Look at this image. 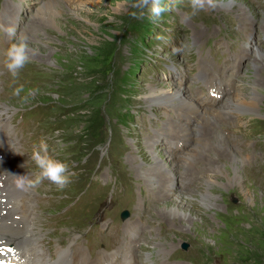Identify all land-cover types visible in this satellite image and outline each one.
<instances>
[{
  "label": "rangeland",
  "instance_id": "obj_1",
  "mask_svg": "<svg viewBox=\"0 0 264 264\" xmlns=\"http://www.w3.org/2000/svg\"><path fill=\"white\" fill-rule=\"evenodd\" d=\"M49 2L0 0V23L27 35L34 50L15 82L0 63V121L5 123L0 145L13 134L14 151L28 174L34 170L31 163L26 166L32 145L43 137L74 175L63 190L47 181L17 189L14 197L22 205L15 230L37 231L36 238L43 239L36 246L78 248L89 262L135 246L137 264H264V0H217L214 11L191 19L184 18L189 0H165L170 10L156 22L147 14L132 17L133 0H53L61 12L51 22L37 17V9ZM146 28L153 30L142 42L137 29ZM12 42L0 33V53ZM182 44L184 51L174 55L173 47ZM212 79L224 94L213 89ZM21 85L25 91L13 96ZM152 86L183 89L197 103L202 95L212 106L208 111L238 94L257 99L256 113L207 125L202 132L194 129L197 116L180 115L181 125L197 137L228 133L229 149L239 157L249 155L239 170L243 185L234 183L236 173L227 164L223 174L206 173L210 183L203 185L198 169L208 166L206 159L198 160L190 180L176 175L170 182L160 175L159 185L151 188L138 178V168L154 165L148 141L158 137L157 155L165 150L179 159L184 153L167 151L171 141L164 137L175 131L180 141L187 140L180 125L168 120L173 110L147 104ZM29 90L38 93L25 99ZM97 102L98 114L91 108ZM173 142L169 149L181 148ZM0 162L7 173L14 171L8 160ZM177 205L183 216L171 214ZM23 210L27 220L20 222Z\"/></svg>",
  "mask_w": 264,
  "mask_h": 264
},
{
  "label": "bare ground",
  "instance_id": "obj_2",
  "mask_svg": "<svg viewBox=\"0 0 264 264\" xmlns=\"http://www.w3.org/2000/svg\"><path fill=\"white\" fill-rule=\"evenodd\" d=\"M60 12H61V7L58 5V3L55 4V2H53V0H52V2L45 3L37 9V17L48 18L52 22L54 19V18L52 19V16L60 14ZM53 17H55V16H53ZM258 53L261 54V50H258ZM198 78L200 80L203 79L202 76H199ZM216 83H217L216 80L212 79L210 82V85L214 86L213 89H218L220 91V93L222 91L224 94L225 91L221 90L218 86H216L217 85ZM257 87H258V85L255 84L254 89H256ZM260 89H264V87H262ZM204 93L205 92H202V94H204ZM201 96L202 95L196 96V99L198 101H200L199 103H197V101L193 100L189 96V94H187V92H185V90H183V89H177V88L175 89V88H172L171 86L167 89H160V88L153 87V86L150 87L149 97H148L149 99L147 101V104L150 106H153V107L160 105V106H163L164 109L169 108V109L173 110V113L174 112L175 113H174V115H172V119L169 118L168 120L172 121L173 123L175 122L176 124L180 125V127L178 126L179 132H181L182 133L181 135L184 138H186L187 140L180 141L179 138L176 136L175 131L172 132L170 137H168L169 135H167L168 138H165L166 136L164 137V139H166V141H168V140L171 141L168 143V145L165 144L166 146H168L167 151L171 152V150H173L174 152H176L175 150H177V152L181 151L182 153H184L179 159L176 158L174 154H170L168 152H165V150H164V154L160 155L161 157H159L157 155L158 153H156L154 151L155 150L154 147H155V142L158 141V137H156L157 141L154 139H151V141H148V143H146L147 153H149L151 160H152L154 165L147 168L148 170L147 169L143 170L142 168H138L137 173L139 176L138 178L143 179L145 181V184L148 185L149 187L154 188V186L159 185V183L161 181V176H164L165 177L164 180H166V181L168 180L170 182H172V179H174V177L176 175L181 176V179H183V178H187L188 180L192 179L193 177H191V172L196 170L195 167H196V164H198L199 159L208 160V166L207 167L205 165V167L201 166L198 169V171L200 173H202L201 174L202 175L201 182L203 185L207 186L210 183V179L205 178L206 173L223 174L224 172H226V170H223V168H225V164H227V166L232 167V169L236 173L237 179L236 178L234 179L235 180L234 183L236 185L242 184L243 177L239 173V170H240V166H241L242 162L245 164L247 163V162H244V159L249 158V155L248 156L246 155L245 158L242 156L239 157L234 152L236 150L233 151V150L229 149L230 147L227 146V143L230 144V142L226 141L227 142L226 143L224 140L225 137L229 135L228 133H227L228 135L227 134L222 135L224 138L222 136H220L218 133H216V134L215 133L214 134H211V133L207 134L206 133L205 138H203L204 136L199 137V135L197 137L196 135H194L191 132L190 128L185 127L187 125L186 123L182 124L185 126L181 125L180 115L183 114V113H181V111L182 112L185 111V113L192 114L194 117L197 116V118H195V119H196V122H198V123L194 126V129L197 132H202L203 129L205 128V126H207V125L215 126L217 123H221V124L229 123L236 116L237 117L238 116H246V115H248V113H251V114L256 113L257 112L256 110L258 109L257 108L258 107V101L251 94H246V95H241V94L239 95L238 94L236 96L228 97L226 100H224V102H223L224 106L223 107L215 109L213 111H208V110H212V106L207 107L205 105V102H204L205 100L201 99ZM242 119H244V118L242 117ZM2 122L3 121L1 120L0 121V127H5V123H2ZM169 127H171V126H169ZM216 127H217V125H216ZM167 128H165V127L163 128L164 134L169 131V130L167 131ZM227 128L229 129L230 126H228ZM209 130H210V128H209ZM213 131H215V130H213ZM1 134H3V133L1 132ZM12 135L13 134L8 136L10 138H7L5 140V143H7L8 149L4 153L0 154V161L4 162L5 160H8L9 163L14 167L13 168L14 171L7 173L6 167L4 165L0 164V183L2 182V180L6 179V182L4 183L5 187L3 188L0 186V189H2L0 191V251H4V250L7 251V253L11 257V260L13 262L16 261V262H20L21 264H23V263H25V261L28 258L39 259L36 244L38 241L42 240L43 238L37 239L36 236L39 235L37 233V231L35 233V232L31 231L29 228L26 229L25 231H22V232L18 231L19 229L15 230V226H18L17 224L19 223L18 214L21 211L20 205H22V204H19L20 200L16 199L14 197V194L19 192L17 190L19 188H17L16 183H15L16 177L13 175H25V172H24V167L22 165L23 160L21 159V156H18V153H16L14 151L15 148H13V145L16 142H15V139ZM161 137H162V135H161ZM161 137H159V139ZM2 140H3V138L0 136V143H2ZM173 140L178 141V144L181 145L180 149H176L174 146H172L171 149H169L171 144H175V142H173ZM234 141H235V139H234ZM5 143L3 146L0 145V153L3 150V149L1 150V148H3V147L6 148ZM189 143H191V145ZM189 145H190V147L188 148ZM183 150H184V152H183ZM179 155H181V154H179ZM222 158L224 159V163L223 164L221 163V165L217 166V164L215 162L217 160L222 159ZM242 165H244V164H242ZM187 171L189 173H187ZM191 184H194V183L191 182L190 185ZM160 192H162V191H160ZM21 193H22V191H21ZM162 197L163 196H159L160 199H162ZM181 200H182V198L178 197L176 203L181 202ZM177 207L178 208H172L171 214H174V215L179 214V215L183 216L182 213L180 212L181 211L180 205L179 206L177 205ZM156 209L158 210V207ZM23 211L24 212L21 215V217H24V218L22 221L20 220V222H24L25 220H27V218L25 217L27 211H25V210H23ZM29 222H30V220H29ZM31 229H33V228H31ZM131 232H132V230L130 229V233ZM33 233H34V235H33ZM91 235H92V233H91ZM99 238H100V236H99ZM134 247L132 248L131 251H126L122 247L117 252L110 254V256L108 254H106V256H104L103 258H100V259L96 258L94 262H89L86 258L85 259L83 258L81 264H107V263L113 264V263H115L114 260L128 262V264H137V262L135 260L137 258V255L136 256L134 255V253H136ZM93 250H95V249H93ZM64 252H65V254L69 253V251H66V250H64ZM83 257H85V256H83Z\"/></svg>",
  "mask_w": 264,
  "mask_h": 264
},
{
  "label": "clouds",
  "instance_id": "obj_3",
  "mask_svg": "<svg viewBox=\"0 0 264 264\" xmlns=\"http://www.w3.org/2000/svg\"><path fill=\"white\" fill-rule=\"evenodd\" d=\"M217 0H189L190 11L185 14V19H191L202 11H214L217 8ZM131 7L135 9L130 15L140 19L148 15V18L156 22L161 15L170 10V5L165 3V0H133ZM0 33H3L7 38L13 40L0 53L2 60L0 63L3 69L10 74L13 81L18 78L22 69L31 61L34 50L29 46V37L24 33L17 35V29L13 24L0 23ZM184 51V45L173 47L172 53L179 54ZM25 89L23 85L15 87L12 95L19 97ZM38 90H29L25 96H35ZM29 159L26 161V166L31 163L34 165V170L29 171L25 175H13L16 177L15 183L17 188L27 191L38 187L44 181L56 186L57 189H65L71 182L72 173L69 165L57 159L49 150L48 142L45 138H40L37 143L32 145Z\"/></svg>",
  "mask_w": 264,
  "mask_h": 264
},
{
  "label": "trees",
  "instance_id": "obj_4",
  "mask_svg": "<svg viewBox=\"0 0 264 264\" xmlns=\"http://www.w3.org/2000/svg\"><path fill=\"white\" fill-rule=\"evenodd\" d=\"M164 18H166V15H165ZM137 30L139 31L140 40H142V42H143V38L146 37L147 35H148L147 37H149L150 34H151V30H153V29L146 28V29H141V30L137 29ZM141 34H142V36H141ZM127 75H128V77H129L128 79H131V77H133V72L128 71ZM92 89L94 90V88H92ZM91 108H92V110L95 111L96 114H98L99 111H101V102H97V103L94 104L93 107H91ZM79 110H80V109H79ZM80 111H81V110H80Z\"/></svg>",
  "mask_w": 264,
  "mask_h": 264
},
{
  "label": "water",
  "instance_id": "obj_5",
  "mask_svg": "<svg viewBox=\"0 0 264 264\" xmlns=\"http://www.w3.org/2000/svg\"><path fill=\"white\" fill-rule=\"evenodd\" d=\"M124 216H128V213L125 212V213H124ZM188 246H189V245H185V246H184V249L187 250V249H188Z\"/></svg>",
  "mask_w": 264,
  "mask_h": 264
}]
</instances>
